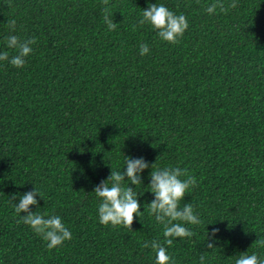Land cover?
<instances>
[{"label": "trees", "instance_id": "obj_1", "mask_svg": "<svg viewBox=\"0 0 264 264\" xmlns=\"http://www.w3.org/2000/svg\"><path fill=\"white\" fill-rule=\"evenodd\" d=\"M216 2L109 0V31L102 0H0V52L18 54L9 35L36 40L23 67L0 61V264H155L141 247L163 241L146 211L150 167L134 187L144 214L131 229L98 220L92 191L125 156L198 181L180 203L201 223L167 247L174 264L264 259V0H221L226 13H206ZM153 3L186 16L179 43L138 23ZM33 187L43 199L30 209L72 233L50 251L14 210Z\"/></svg>", "mask_w": 264, "mask_h": 264}, {"label": "clouds", "instance_id": "obj_2", "mask_svg": "<svg viewBox=\"0 0 264 264\" xmlns=\"http://www.w3.org/2000/svg\"><path fill=\"white\" fill-rule=\"evenodd\" d=\"M104 7V21L108 30H115L117 24L110 19L109 0H102ZM235 0L228 5V8H235ZM219 7L221 12L226 13L228 8L224 7L221 0L207 6L204 10L208 14H214ZM140 25H149L162 40L171 44L179 43V38L183 36L188 28V21L185 15L175 14L163 4H150L142 10V18L138 21ZM16 21L9 20L8 27L10 31H15ZM35 38L21 42L15 35L6 37L8 48L18 50V54L11 57L7 51L0 52V61H9V63L21 68L25 64V57L29 56L35 44ZM149 52L147 44L140 45V55L143 56ZM150 182L148 192L153 194V199L147 203L146 211L149 216L154 217L155 221L163 225V241L152 240L145 241L141 245L143 248H151L155 253V264H174L172 258L168 255L167 247L173 245L174 239L189 238L196 235L186 225H199L201 220L198 215L194 214V208L191 204L185 203L181 206V200L184 199L185 193L194 187L198 181L195 176L187 174L185 169L180 167L167 166L160 168L156 163H149L143 158L132 159L125 156L124 170L110 171L109 176L96 185L92 192L99 199L98 220L103 226L111 225L112 227L123 226L131 229L134 219L143 215L141 212V203L138 201V193L134 190L135 186L142 184L141 173L148 168ZM182 177H186L181 179ZM126 178V179H125ZM129 182L132 186H129ZM41 199L42 194L33 187L30 192L24 193L18 203L15 204L16 214L24 213L18 221L29 226L33 232L38 235L45 243L47 250H52L61 246L65 241L72 238L71 231L65 226L61 218L57 215L40 214L32 211L30 206L38 204L36 197ZM14 195L11 200H15ZM211 224V223H209ZM219 232L218 228L213 227L210 232H206L207 248H214L215 240ZM256 244L264 247V239H259ZM205 257L200 256L201 264ZM235 264H264V259L258 257L256 253L251 255L242 253L235 260Z\"/></svg>", "mask_w": 264, "mask_h": 264}]
</instances>
